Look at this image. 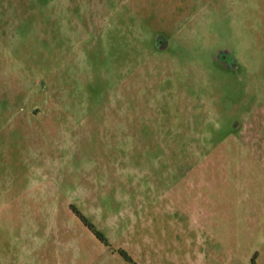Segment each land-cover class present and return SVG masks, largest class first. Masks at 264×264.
<instances>
[{
	"label": "rangeland",
	"instance_id": "rangeland-1",
	"mask_svg": "<svg viewBox=\"0 0 264 264\" xmlns=\"http://www.w3.org/2000/svg\"><path fill=\"white\" fill-rule=\"evenodd\" d=\"M119 251L264 264V0H0V264Z\"/></svg>",
	"mask_w": 264,
	"mask_h": 264
},
{
	"label": "trees",
	"instance_id": "trees-1",
	"mask_svg": "<svg viewBox=\"0 0 264 264\" xmlns=\"http://www.w3.org/2000/svg\"><path fill=\"white\" fill-rule=\"evenodd\" d=\"M79 220L82 222V224L93 234V236L100 242H105V239L102 237V234L97 231L93 225L89 224L85 219L82 217H78ZM121 257L128 263V264H135L133 261H131L130 257L128 254H126L124 251H119L118 252Z\"/></svg>",
	"mask_w": 264,
	"mask_h": 264
},
{
	"label": "water",
	"instance_id": "water-1",
	"mask_svg": "<svg viewBox=\"0 0 264 264\" xmlns=\"http://www.w3.org/2000/svg\"><path fill=\"white\" fill-rule=\"evenodd\" d=\"M225 55V54H224ZM223 56V55H222Z\"/></svg>",
	"mask_w": 264,
	"mask_h": 264
}]
</instances>
